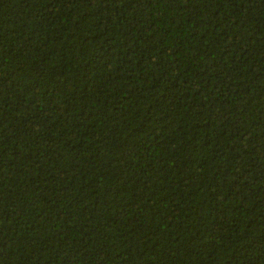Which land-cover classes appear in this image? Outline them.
Returning a JSON list of instances; mask_svg holds the SVG:
<instances>
[{
	"label": "trees",
	"instance_id": "trees-1",
	"mask_svg": "<svg viewBox=\"0 0 264 264\" xmlns=\"http://www.w3.org/2000/svg\"><path fill=\"white\" fill-rule=\"evenodd\" d=\"M0 264H264V0H0Z\"/></svg>",
	"mask_w": 264,
	"mask_h": 264
}]
</instances>
